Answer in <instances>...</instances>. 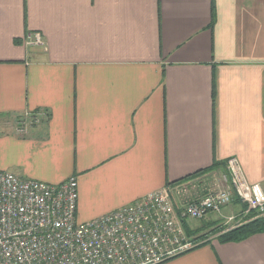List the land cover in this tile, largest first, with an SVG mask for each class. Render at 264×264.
<instances>
[{
  "label": "crops",
  "instance_id": "0c3cea01",
  "mask_svg": "<svg viewBox=\"0 0 264 264\" xmlns=\"http://www.w3.org/2000/svg\"><path fill=\"white\" fill-rule=\"evenodd\" d=\"M230 157L264 189V0H0V170L75 176L86 222ZM162 264H264V231Z\"/></svg>",
  "mask_w": 264,
  "mask_h": 264
},
{
  "label": "built area",
  "instance_id": "2783aa9c",
  "mask_svg": "<svg viewBox=\"0 0 264 264\" xmlns=\"http://www.w3.org/2000/svg\"><path fill=\"white\" fill-rule=\"evenodd\" d=\"M24 44L44 41L28 31ZM29 116L16 121L17 133L39 123ZM225 166L211 173V184L190 177L86 222L75 217V176L51 185L0 170V264H162L200 244L187 236L183 218L221 216L233 197L245 205V216H264L263 187L246 180L236 157ZM231 221L229 227L244 220L225 218Z\"/></svg>",
  "mask_w": 264,
  "mask_h": 264
},
{
  "label": "trees",
  "instance_id": "16d2710c",
  "mask_svg": "<svg viewBox=\"0 0 264 264\" xmlns=\"http://www.w3.org/2000/svg\"><path fill=\"white\" fill-rule=\"evenodd\" d=\"M217 169H218L217 167L212 166L209 169L199 171V174H203L209 171H214ZM242 206H243L242 208L245 209V205ZM254 216H255L254 212L248 214L242 223L235 225L233 227L219 228V226L217 225L218 224L217 221L208 222V224H210L209 226L212 225L216 226L215 227L216 229L213 228V232L218 233L217 235H215V238L218 239L220 242L240 241L252 234L264 231V216L262 217L261 216L254 217ZM208 224L203 226L201 225L199 228L196 229H191L185 224L184 228L187 233V236L192 238V236L195 234L192 239L202 244L209 242L210 236L215 234L212 233L207 236H205L204 234H198L199 232L203 231L204 228L208 226Z\"/></svg>",
  "mask_w": 264,
  "mask_h": 264
},
{
  "label": "rangeland",
  "instance_id": "374dc122",
  "mask_svg": "<svg viewBox=\"0 0 264 264\" xmlns=\"http://www.w3.org/2000/svg\"><path fill=\"white\" fill-rule=\"evenodd\" d=\"M220 172V171H219ZM216 174H218V173H216ZM212 175H211V171H209V172H205V173H203V174H199V175H197V176H195V177H193V179H195V180H201V181H205V179H207V183L208 184H211V181H212ZM214 219V220H213ZM218 219V220H217ZM220 218H218V217H213L212 219H211V217H209V219H202V220H195L194 222H197L196 224H193V226H191L193 229H196V228H199L201 225L203 226V225H206V224H208V222H212V221H217L218 222V226H219V228H221V227H229V226H232V225H234V222H228V223H225V219L224 220H219ZM192 225V224H191ZM210 224H208V226L207 227H205L204 228V230L203 231H201V232H199L198 234H204L205 236H207V235H209V234H212V233H215V232H213V228H215L216 226H214V225H212V226H209ZM221 225V226H220ZM216 229V228H215ZM218 233L216 232L214 235H212V236H215V235H217ZM195 235V234H194ZM193 235V236H194ZM193 236H192V238H193Z\"/></svg>",
  "mask_w": 264,
  "mask_h": 264
}]
</instances>
